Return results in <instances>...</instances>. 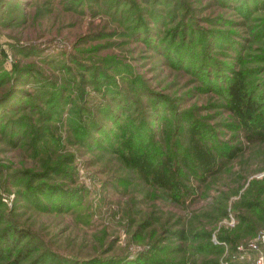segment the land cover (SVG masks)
I'll use <instances>...</instances> for the list:
<instances>
[{"label":"rangeland","instance_id":"obj_1","mask_svg":"<svg viewBox=\"0 0 264 264\" xmlns=\"http://www.w3.org/2000/svg\"><path fill=\"white\" fill-rule=\"evenodd\" d=\"M11 227L0 264H264V0H0Z\"/></svg>","mask_w":264,"mask_h":264},{"label":"trees","instance_id":"obj_2","mask_svg":"<svg viewBox=\"0 0 264 264\" xmlns=\"http://www.w3.org/2000/svg\"><path fill=\"white\" fill-rule=\"evenodd\" d=\"M158 46H159V48H161V45H158ZM175 49H177L178 50L177 53L180 54V52H183L185 50V45L182 44V46H179V47L175 48L174 43L173 44H168V50L169 51L174 52ZM188 53H189V57H190L191 56L190 50H188ZM110 86H111L110 84L106 85V87H110ZM113 92L117 94L119 99H122L121 95L118 92H116V91H113ZM238 92H239V89H238V87L236 85H233V84L230 85L228 93L230 95H232L234 97V99H236L237 101L240 100V98H239L240 95L238 94ZM155 104H156L155 102L151 103V105L154 107V111L155 112L160 111L161 108H158V107L156 108ZM105 108L106 109H103V113L106 115L107 111L109 112V106H106ZM87 125H90V126L89 127L82 126V124L80 123V128H79L80 130L79 131H81V133H82L80 139L86 140V138L88 136L90 138V140H91V143L95 144V142H98V141L93 136V132L92 131L97 129L101 124L99 123L98 125L93 126L92 124L88 123ZM102 126L103 125H101V128L99 130H95L94 133L99 132L101 135H103V138L108 137L107 140L110 137H113L112 131L111 130H107V126H104L103 127L104 131L100 132V130L102 129ZM87 130H89L90 132H86ZM103 132H106L107 134H104ZM139 132H141V133L138 134ZM146 139H147L146 131H145L144 126L142 127V123H141V127H139V130L137 132H132V134L130 135V140L135 143V147L136 148H144L143 144H144V141ZM107 143H110V142H107ZM126 154H127V156H129V157H127L128 159L132 158L133 160L137 161L139 163V165H140V162L137 160V158H136V156L134 154H132L131 152H127ZM161 168L165 169V167L163 165L159 164L157 166V170H160ZM137 170H139L141 172L142 171L141 166L137 167ZM147 172L150 174L149 178L155 180V182L159 181L160 183H163L165 181L167 183L166 176H164L163 173L157 172V173L154 174V173H151L150 171H147ZM71 193H73V192H71ZM52 203H54V201H52ZM57 206L58 205L53 206L51 208L54 209ZM11 237L13 238L12 242H15L18 239L19 240L23 239L24 237H28V238L30 237L29 239L32 238L26 231H24L22 229H17V228H14V227L7 228V229H5L3 231L2 235H0V249H1V245L6 244ZM28 249H29V246L26 245V247L22 250L20 255H24ZM0 255H1V250H0Z\"/></svg>","mask_w":264,"mask_h":264},{"label":"built area","instance_id":"obj_3","mask_svg":"<svg viewBox=\"0 0 264 264\" xmlns=\"http://www.w3.org/2000/svg\"><path fill=\"white\" fill-rule=\"evenodd\" d=\"M256 264H260V262L259 263L257 262Z\"/></svg>","mask_w":264,"mask_h":264}]
</instances>
